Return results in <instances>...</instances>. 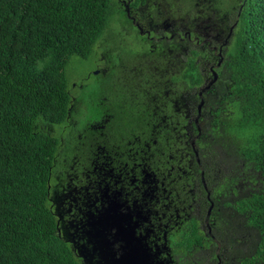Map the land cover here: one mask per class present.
<instances>
[{
  "label": "trees",
  "instance_id": "obj_1",
  "mask_svg": "<svg viewBox=\"0 0 264 264\" xmlns=\"http://www.w3.org/2000/svg\"><path fill=\"white\" fill-rule=\"evenodd\" d=\"M207 5L222 9L228 30L232 27L223 57L208 43L174 41L168 48H178V73L155 76L149 94L140 85L142 94L134 99L117 97L114 87L109 92L116 94L102 104L93 95L86 102L91 116L69 124L74 109L66 66L72 56L93 55L110 16L123 15L118 1L0 0V264H82L59 236L50 208L58 138L48 130L70 125L73 136L83 128L94 136L100 131L91 125L101 124L102 116L108 143L120 144L121 151L135 143L139 157H145L140 153L148 143L153 161L167 152L168 163L142 164L168 167L186 189L195 185L189 192L200 197L199 211L184 221L185 246L204 237L198 231L209 206L199 179L203 170L218 228L235 217L240 233L255 234L252 254L239 264H264V0H210ZM212 71L217 80L204 92L195 142L201 169L190 141L198 134L193 123L201 101L197 93L208 86Z\"/></svg>",
  "mask_w": 264,
  "mask_h": 264
},
{
  "label": "flooded vegetation",
  "instance_id": "obj_2",
  "mask_svg": "<svg viewBox=\"0 0 264 264\" xmlns=\"http://www.w3.org/2000/svg\"><path fill=\"white\" fill-rule=\"evenodd\" d=\"M117 1L123 12L120 16L127 23L126 26L130 25L144 43V50L150 59L161 53H168V45L174 41L179 45L185 40L195 41L198 45L208 43L217 56L222 54V57L223 51L228 47L232 27L228 30L229 25L221 14L215 16L221 28H217L213 34L203 33L197 37L192 36L187 29H174L173 25H167L163 21L154 22V0L141 3L137 0ZM209 1L196 0L194 3L201 13V20L203 16L206 15L204 20H207L217 12L208 8L211 5L206 6ZM227 30L229 33L224 35ZM173 49H176L177 65L168 70L170 73L181 70L178 48ZM132 50L130 46L122 47L115 57L111 47L110 52L105 49L102 54L105 58L110 57L112 63L122 69L130 54L134 53ZM219 59L215 70L223 60ZM212 74L211 86L217 80L216 73L212 71ZM100 75L101 77L95 79L106 74ZM155 76L160 77L152 72L151 77L144 81L149 83ZM127 81L124 79L123 83L126 84ZM207 87L203 88L205 93L210 88ZM68 88L71 91L69 84ZM110 88L102 92L101 86L97 85L87 100L82 99L81 104L76 101V94H73L74 97L70 95L74 116L69 124H76L79 117L91 116L86 102L92 101L93 95H97L101 104L116 93L117 97L127 96L126 90L117 83L113 88L116 93H110ZM203 89L197 93L201 101L196 106L193 117L198 134L190 141L195 152V161L201 169L195 142L201 132L202 112H205L204 92L200 94ZM140 94L142 93H138V87H132L129 97L134 99ZM102 117L104 119L101 124L96 122L91 125L93 129L100 131L94 136L93 133H86L84 128L73 136L69 130L70 125H64L66 128L53 126L48 130L52 136L58 138L50 170V208L59 236L68 243L72 253L82 264H239L245 256L252 254L251 249H254L256 239L253 231L240 233V226L233 222L236 221L235 217H229L232 220L226 222L224 229L218 228L212 219L214 204L211 202L203 170L200 171L199 179L207 192L206 202L209 206L206 208L203 224H198V231L204 237L201 240L196 236L185 246L184 221L199 211L200 197L189 192L195 191V185L192 187L188 183L186 189L185 184L178 181L180 177H171L168 167L156 166L153 169L145 164L148 162L157 165L163 160L168 163L167 152H162L161 158L153 161L148 143L145 144L148 150L140 153L145 157L137 155L135 143L128 151H121L118 143H108L105 132L110 131L106 125L107 119ZM143 162L145 163L142 164Z\"/></svg>",
  "mask_w": 264,
  "mask_h": 264
},
{
  "label": "rangeland",
  "instance_id": "obj_3",
  "mask_svg": "<svg viewBox=\"0 0 264 264\" xmlns=\"http://www.w3.org/2000/svg\"><path fill=\"white\" fill-rule=\"evenodd\" d=\"M192 1L193 0H154L156 5L153 18H151L154 22L163 21V23L166 22L167 25L171 24L174 29H187L191 32L192 36L197 37L203 33L213 34L217 28H221L220 24L216 22L215 16L220 15L223 11L222 9L210 15L207 20H204L206 15L203 16L201 20V13L194 5L195 1ZM225 2H231V0H225ZM228 17L231 18L232 15L228 14L227 18ZM198 21L199 23L197 24ZM126 25L127 23L123 17L119 14H112L109 18L107 28L94 48L92 57L84 59L72 56L70 58L65 71L67 81L69 80V85L71 86V91H69L68 88V92L71 97H74L76 94V101L80 102V104L82 99H88L90 92H92L94 88H97V85L101 86V91L103 92L109 87H114L117 83L121 88L127 91L126 94L129 96L132 87H139L143 84L144 91L148 95L150 92L149 83L144 80L150 78L152 72L156 73L161 78L167 77L168 79V70L173 69L172 67L177 65L176 49H173V47H169L168 53L164 55L161 53L153 57L152 59H155V61L150 59L149 56L147 57V53L143 47L144 43L136 36L132 27ZM125 46L132 47V52L134 53H131L132 55L130 54L127 61L125 60L127 63L122 69H120L116 63H112L110 57L105 58L102 54L103 50L108 49L110 52V48L113 47V56L117 57L120 48ZM126 51H128V47H126ZM48 61L49 58L39 61L38 67L41 68ZM95 70H100L97 74L103 73L106 75L100 79H95L96 75L91 74ZM178 72L179 71H177V73ZM124 79L128 80L126 84L123 83ZM73 84L77 85L76 88L75 85L73 87ZM80 107L77 109H80Z\"/></svg>",
  "mask_w": 264,
  "mask_h": 264
},
{
  "label": "water",
  "instance_id": "obj_4",
  "mask_svg": "<svg viewBox=\"0 0 264 264\" xmlns=\"http://www.w3.org/2000/svg\"><path fill=\"white\" fill-rule=\"evenodd\" d=\"M97 73H98V71H94V74H97ZM211 83H212V82L209 83L208 87L211 86ZM208 87H207V88H208ZM204 91H205V89H203L202 91H200V94H202V92H204ZM201 104H202V102H201Z\"/></svg>",
  "mask_w": 264,
  "mask_h": 264
}]
</instances>
